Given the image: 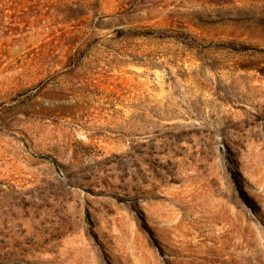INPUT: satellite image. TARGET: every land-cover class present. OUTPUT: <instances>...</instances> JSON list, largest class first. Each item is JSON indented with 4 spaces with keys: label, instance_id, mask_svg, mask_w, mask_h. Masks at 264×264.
Returning <instances> with one entry per match:
<instances>
[{
    "label": "rangeland",
    "instance_id": "1",
    "mask_svg": "<svg viewBox=\"0 0 264 264\" xmlns=\"http://www.w3.org/2000/svg\"><path fill=\"white\" fill-rule=\"evenodd\" d=\"M0 264H264V0H0Z\"/></svg>",
    "mask_w": 264,
    "mask_h": 264
}]
</instances>
